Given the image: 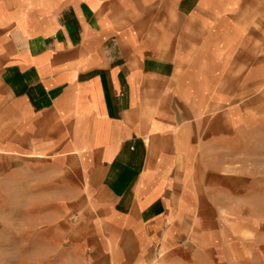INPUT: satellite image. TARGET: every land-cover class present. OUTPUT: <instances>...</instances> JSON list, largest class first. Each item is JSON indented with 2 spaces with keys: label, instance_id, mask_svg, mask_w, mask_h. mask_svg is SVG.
Returning a JSON list of instances; mask_svg holds the SVG:
<instances>
[{
  "label": "crops",
  "instance_id": "crops-1",
  "mask_svg": "<svg viewBox=\"0 0 264 264\" xmlns=\"http://www.w3.org/2000/svg\"><path fill=\"white\" fill-rule=\"evenodd\" d=\"M263 118L264 0H0L8 261L213 260Z\"/></svg>",
  "mask_w": 264,
  "mask_h": 264
},
{
  "label": "rangeland",
  "instance_id": "rangeland-1",
  "mask_svg": "<svg viewBox=\"0 0 264 264\" xmlns=\"http://www.w3.org/2000/svg\"><path fill=\"white\" fill-rule=\"evenodd\" d=\"M256 124L253 143L239 156V198L227 200L233 212L227 215L232 217V236L223 239L213 260L198 264H264V118ZM11 253H21V248L0 245V264H16L7 259Z\"/></svg>",
  "mask_w": 264,
  "mask_h": 264
}]
</instances>
